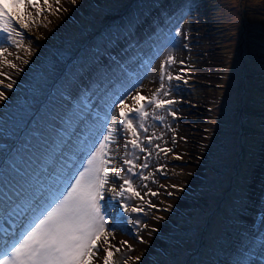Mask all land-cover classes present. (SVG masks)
<instances>
[{"label":"rangeland","instance_id":"374dc122","mask_svg":"<svg viewBox=\"0 0 264 264\" xmlns=\"http://www.w3.org/2000/svg\"><path fill=\"white\" fill-rule=\"evenodd\" d=\"M115 1L76 0L73 4L72 0H49V10V4L40 0L42 13L31 6L25 9L29 28L22 39L16 37L21 47L0 32V47L7 49L0 56V73H6L0 75L4 81L0 91L7 97L0 100V161L16 141L19 146L29 142L33 130L41 131L45 126L42 121L40 128L29 129L27 123L33 120L39 124L44 104L46 112L50 101L57 103L51 83L56 75L64 74L67 62L78 50L97 36L93 26L102 17L116 15V11L106 9ZM152 16L106 47L108 51L106 55L103 52L100 66L90 72L91 78L81 77L76 83L79 88L75 98L85 93L83 105L88 113L82 121L78 116L66 138L55 139L46 169L33 179L17 182L11 197L0 205V214L11 207L14 213L23 215L30 200L42 199L55 186L54 177L80 160V142L85 140L87 125H96L101 115L119 120L117 110L109 112L106 106L113 98L126 96V103L131 105V95L137 89L151 97L159 87L161 64L172 54L177 63L169 66V71L183 75L184 80L173 79L171 96L162 98H175L171 111L177 115L158 110L165 115L164 122L149 118L145 135L163 134L152 145L145 141L151 156L136 152L137 165L148 157V167H137L136 171L149 178L132 177L140 197L131 193L125 196L129 211L111 202L114 238L110 241L120 249L114 255L115 264H194L189 251L200 244L204 255L203 244L211 245L224 231L227 235L219 240L228 238V243L221 247L223 256L214 254V258L222 264H243L245 260L248 264H264L253 239L264 234V0H165L162 11ZM5 58L17 68L2 62ZM9 83L13 85L10 89L6 87ZM72 86L65 81L66 89ZM168 148L172 151L167 154L161 151ZM127 151L132 152L131 145ZM231 180L235 189L228 192V199L241 194L242 205L239 201L237 205L224 202L205 221L201 233L194 231L197 226L190 231L186 220L191 212L197 213L195 205L202 207L197 218L192 216L196 222L211 212ZM115 183L119 187L122 181ZM131 207L143 211L132 212ZM231 211L240 217L233 225ZM15 224V217L5 214L0 218V226L6 229L11 230ZM243 228L248 229V240H239ZM125 240L131 248L121 243ZM104 254H98L95 264H102ZM137 256L139 261L133 259Z\"/></svg>","mask_w":264,"mask_h":264},{"label":"snow or ice","instance_id":"6c2138e0","mask_svg":"<svg viewBox=\"0 0 264 264\" xmlns=\"http://www.w3.org/2000/svg\"><path fill=\"white\" fill-rule=\"evenodd\" d=\"M43 3L49 4V0H43ZM72 3L75 4L76 0H72ZM28 6L35 8L38 14L44 11L40 7V0H0V32L7 33L5 39L16 47L22 46L21 40L16 37L22 39L24 30L29 28L25 17ZM176 35H179L178 31ZM6 51L7 49L0 47V56ZM2 62L17 68L15 63L6 58ZM24 62L27 63L26 60ZM175 63L177 60L172 54L162 62L159 87L151 97L142 95L137 89L131 95V105L126 103V96L113 98L106 104L109 112L117 110L119 120L105 115L96 125L88 128L85 140L80 142V160L74 162L68 171H62L54 177L55 186L42 199L30 200L26 205L28 210L23 215L14 213V208L11 207L0 214V218H4L6 214L7 217L16 219L15 227L11 230L0 226V264H95L101 251L105 253L102 264H115L114 255L120 249L110 241V237L114 238L110 225V212L114 206L111 202L116 201L122 205L124 212L129 211L130 206L124 201L125 196L131 193L140 197L133 186L132 177L139 175L142 179L149 178L136 171L137 167H148L147 156L144 157V163L136 164V152H148V156H151L145 141L147 145H152L154 140L163 135H145L149 131L146 126L149 118L164 122L166 117L160 115L158 110L168 112L173 117L177 115L175 111H171L175 98H162L171 96L173 79L184 80L183 75H173L169 71V66ZM179 63L183 64L184 61L180 60ZM166 80L168 84L165 83ZM3 83L0 80V84ZM6 87L10 89L13 85L9 83ZM6 98L5 93L0 91V100ZM129 145L131 153L127 151ZM155 147L160 148V145L156 144ZM161 151L167 154L172 149ZM129 155L132 159L128 158ZM125 165L128 167L122 175ZM116 180L122 181L119 187ZM130 210L143 211L139 207H131ZM136 223L139 224L140 221L137 220ZM121 243L131 248L128 241ZM255 247L259 248V258L264 261V234L256 238ZM245 255L250 256V253ZM133 259L139 261L140 257ZM122 264H127V261ZM243 264H248V261H243Z\"/></svg>","mask_w":264,"mask_h":264},{"label":"trees","instance_id":"16d2710c","mask_svg":"<svg viewBox=\"0 0 264 264\" xmlns=\"http://www.w3.org/2000/svg\"><path fill=\"white\" fill-rule=\"evenodd\" d=\"M164 3L165 0H116L110 7L106 8L113 12L116 11V15L110 18L102 17L100 23L93 26L97 30V36L91 39L88 38L89 41L78 50L77 55L67 62L64 74L59 76L56 75L54 78L55 80L51 83L54 87L53 91L56 92L58 97L57 103L54 105L50 101L46 112H44V109L47 103L44 104V108L39 111V118H42L39 124L33 120H29L27 123V128L29 129H32V127L40 128L42 121L45 126H42L41 131L34 129V137L29 142H24L19 146L18 141H16L15 144L2 155L0 161V205L5 199L11 197V192L20 179L34 178V176L48 164L51 150L56 147L54 145L55 139L66 138L68 129L75 126L78 116L82 119L88 113V110H86V107L83 105L85 93L75 98V92L79 88V85L76 83L82 79L81 77L91 78L90 72L100 66L103 58L102 55L106 47L116 44L118 39L126 35L128 31L134 29L139 22L145 21L146 18H154L152 16L153 12L155 13L157 10L161 12ZM122 24L123 27L120 30ZM67 80L73 84L69 89L65 88V81ZM36 116L37 115L32 118L34 119ZM234 189L231 180L224 189L225 192L222 190L223 196L218 198L211 212L207 214L203 212L204 214L201 215L198 218L199 221L197 220L196 222L194 219L198 217L197 214L202 211V207L195 205L197 213H194V211L191 212L186 220L189 222L188 229L191 231L193 226H197V229H194V231L196 232L198 230L199 233H201V229L206 227L205 221L209 219L211 213L215 212L224 202L237 205L236 202L239 201V204H241L243 202L241 194L232 196L233 198L230 200L228 199V192ZM198 202H201V200ZM231 212H234L231 213L230 221V225H233L240 217L235 214V211ZM178 214L183 215L181 212ZM193 215L196 218L193 217V219ZM186 221L183 219L182 222ZM230 225L229 227L231 228ZM225 235L227 234L224 231V234L220 236L223 237ZM220 236H218L216 240H213L211 245L203 244L205 251L204 255H201L202 245L200 244H196L189 251L190 255H192L191 257L195 260L194 264H222L218 258L219 256H223L222 248L228 243V238L219 240ZM239 236V240H248L250 237L248 229H240ZM255 238H257V236H253V239ZM214 254L216 256L218 254V258H214ZM185 258L186 256L184 259Z\"/></svg>","mask_w":264,"mask_h":264},{"label":"bare ground","instance_id":"6f19581e","mask_svg":"<svg viewBox=\"0 0 264 264\" xmlns=\"http://www.w3.org/2000/svg\"><path fill=\"white\" fill-rule=\"evenodd\" d=\"M135 94V93H134Z\"/></svg>","mask_w":264,"mask_h":264}]
</instances>
